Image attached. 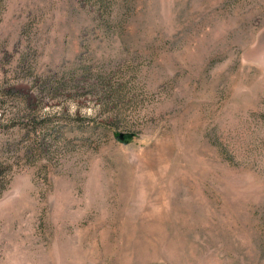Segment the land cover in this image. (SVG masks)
Segmentation results:
<instances>
[{"label":"rangeland","instance_id":"374dc122","mask_svg":"<svg viewBox=\"0 0 264 264\" xmlns=\"http://www.w3.org/2000/svg\"><path fill=\"white\" fill-rule=\"evenodd\" d=\"M106 4L0 0V264H264V0Z\"/></svg>","mask_w":264,"mask_h":264},{"label":"trees","instance_id":"16d2710c","mask_svg":"<svg viewBox=\"0 0 264 264\" xmlns=\"http://www.w3.org/2000/svg\"><path fill=\"white\" fill-rule=\"evenodd\" d=\"M94 1H95V0H94ZM106 1H107V0H96V2H98V4H100V6H102V5L104 6V5H106L105 8L107 9L109 5L106 4ZM129 140H130V139L127 138V137L125 136V139H124L123 142L126 143V142H128Z\"/></svg>","mask_w":264,"mask_h":264},{"label":"water","instance_id":"95a60500","mask_svg":"<svg viewBox=\"0 0 264 264\" xmlns=\"http://www.w3.org/2000/svg\"><path fill=\"white\" fill-rule=\"evenodd\" d=\"M117 138L120 140V141H124V139H125V134L124 133H120L118 136H117Z\"/></svg>","mask_w":264,"mask_h":264}]
</instances>
